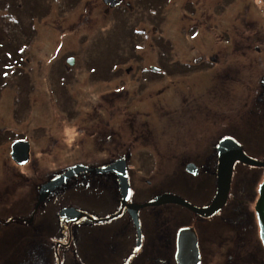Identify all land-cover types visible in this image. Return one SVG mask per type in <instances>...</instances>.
Wrapping results in <instances>:
<instances>
[{
  "label": "rangeland",
  "instance_id": "1",
  "mask_svg": "<svg viewBox=\"0 0 264 264\" xmlns=\"http://www.w3.org/2000/svg\"><path fill=\"white\" fill-rule=\"evenodd\" d=\"M104 6L101 0H0V79L8 80L4 83L10 84L12 89L13 84L18 87V81H13L12 71H8L15 66L14 47L25 50L22 58L25 71L33 62H42L41 76L29 72L25 94L28 98L22 97L24 93L21 96L24 111L18 121L23 126L42 127L45 132L46 127L52 128L49 143L51 152L57 154L66 144L58 138L55 130L62 121L59 117L62 111L63 115L67 110L81 112L77 119L63 120V125L60 124L65 127L67 122L68 143L71 144V140L77 138L76 126L91 121L89 118L93 111L114 112L110 118L107 117L109 114H105V118L100 115L102 122L117 124L131 121L130 115L138 124L147 121L146 113L142 112L155 109L156 115H160L158 108L162 104L169 111L162 119L166 136L186 140L192 138L189 134L190 118L187 115L177 118L173 114L174 107L184 100V97L174 98V94H184L189 96L187 100L192 97L206 100L205 105L211 108V111L201 113L198 119L195 117L194 126L198 133H212L217 137L221 130L223 136L234 137L247 156L264 162V110L254 109L258 104L249 96V90L242 93L235 87V82H227L226 79L216 84L221 78L215 74L200 77L195 90L188 87L192 73L206 64L204 61L201 66L193 67L192 63L211 56L240 57L232 49L228 50L229 41L246 43L247 36L249 43L259 38L264 41V0H121V6ZM244 21L249 22L248 28L242 27ZM242 32L245 33L242 35ZM38 47H42L45 55H37ZM256 56L255 52L248 51L244 57ZM150 67L156 70L151 71ZM217 67L219 72L220 67ZM127 70H131V74ZM128 81H134L133 87H127ZM59 85L63 96L58 93ZM205 88L211 93L204 92ZM4 90L9 92L11 88ZM10 101L9 106L17 102L15 99ZM185 104L191 106L188 101ZM2 118L4 122L14 121L11 110L4 111ZM148 124L154 127L150 122ZM100 160L101 156L90 146V139H85L78 143L77 150L58 160L53 159L50 170L55 172L74 163L92 167L103 164ZM148 160L142 152L133 171L148 175L150 171L143 172L138 166ZM263 173L264 168L260 167L234 166L228 203L242 202L243 205H239L253 214L256 199L253 195ZM79 174L73 177V190L68 192L69 204L91 218L104 216V209L115 190L109 182L111 178L89 172ZM196 180L200 178L179 171L166 175L165 179L146 177L144 184L148 188L133 200L149 202L159 193H172L198 206L207 200L204 194L194 193ZM76 182L81 188H77ZM28 201L30 198H21L22 203ZM168 209L178 216L164 218L163 212H170ZM140 212H155L156 223L157 220L161 223L163 217L173 227L184 226L192 216L177 204L145 206ZM47 222L41 224V235L37 233L27 238L31 240L25 241L26 238L21 237L16 242L5 241L0 264H58L59 259L60 264H101L97 241L107 228L105 223L95 224L82 218L77 225L68 228L65 221L58 220L65 234L62 240H66L68 228L69 247L67 250L60 248L59 255H53V250H48L54 242L46 238L50 237ZM244 224L249 226L247 221ZM250 230L255 234V223ZM6 231L7 226L0 224V235ZM106 239L109 244V237ZM108 261L104 264H109Z\"/></svg>",
  "mask_w": 264,
  "mask_h": 264
},
{
  "label": "flooded vegetation",
  "instance_id": "2",
  "mask_svg": "<svg viewBox=\"0 0 264 264\" xmlns=\"http://www.w3.org/2000/svg\"><path fill=\"white\" fill-rule=\"evenodd\" d=\"M189 10L191 13L194 12L192 9ZM248 23L244 21L242 27L248 28ZM243 33L245 32L241 34L243 35ZM248 39L249 37L247 36L245 38L246 43L242 41H229L227 44L228 50L232 49L240 57L222 58L221 56H211L192 63L193 67L201 66L204 61L206 64L204 65L205 67L192 73V80L188 81V87L195 90V87H197L196 82L200 81V77H212L215 74L216 77L221 78V80L216 81V84L223 83L224 79L227 82H235V87L238 91L241 90L243 93L247 89L250 91L249 96L255 98L258 104L254 108L255 110H264V105L262 104L264 103V90H260V88L264 87V41H260L262 38H252L253 40L249 43ZM255 41L258 43H255ZM228 50L226 54H228ZM12 51L15 63L12 78L13 81H18V87L13 84L12 89L10 84L4 83L6 80L0 79V94H3L0 95V224L7 226L6 233L0 235V254L5 241L12 240L16 242L21 240V237H25V241H27L31 240L27 238L35 236L37 233L41 235V224L48 220L49 222H47L46 226L50 237L46 238L54 242V245H49L48 250H53V254L55 255H59L60 248L67 250L69 244L62 240L65 234L58 220L65 221V224L69 228V226L77 225L82 218H89L84 214V216L77 220L70 221L61 215V210L66 207L78 210L69 204L68 192L73 190V177H78L80 174L74 175L58 186L41 203L38 201L39 193L41 187L46 182L52 180L70 167L67 165L61 170L52 172L50 170L52 160H58L63 155L67 156L70 151L78 149V143H81L82 140L90 139L91 148L101 156L100 161L103 162L101 165L108 166L116 161L124 162L130 186L129 198L123 205L122 194L117 184V174L113 173V175L109 176L111 178L109 182L112 183L115 190L111 193L110 202L104 209L105 214L100 218H90L91 220H89V222L95 224L105 223V227H107L101 232L102 239L100 238L97 241V253H99L101 264H104L107 259L109 260V264H179L177 260V234L179 229L184 227L193 229L196 236L198 264H264V247L260 239L257 214L255 212V204L258 199L257 188L255 195L252 193L253 197L256 196L253 204V214L248 213L247 209H243L239 205H243L242 202L228 203L233 187L232 178L225 203L218 211L209 216H202L188 210L192 216L187 220V224L173 227L169 221L164 219L168 216H178L171 209H168L170 212H163L164 218L162 217L160 220L161 223L159 220L156 223V213L142 214L140 211L144 207H141L137 211L140 234H138L136 224L133 222L129 205L148 202L133 200V197L137 198L139 192L148 188V185L144 184L146 177H162L165 179L166 175L179 171L182 174L186 173L194 178H200L194 184V193L196 194L198 191L200 194H204L207 201L203 204L199 203L197 207H207L211 204L217 191L218 144L228 135L223 136L221 134L223 131L221 130L218 131L217 137H213L212 133H198V130L194 126L195 117L198 119L201 113L208 112L211 109L208 105H205L206 100H199L196 97L187 100L186 98L189 96L174 94V98L184 97V100L180 103L181 105L174 107L175 111L173 114L177 118L180 116L185 117V115L190 118L189 134L192 138L186 140L180 137L170 138L166 136L162 119L167 115L166 112L169 111L160 104L158 108L160 115H156L155 112L157 111L155 109L151 112H142L146 113L147 121L138 124L134 122V118L130 117V115L128 118L131 121L117 124L102 122L101 119L105 118V114H109L107 117L110 118L113 117L114 112L93 111V113H90L89 119L91 121L78 123L74 131L77 138L72 139L71 144H69L68 126L67 122H65V127L62 126L63 120L77 119V116L81 112L78 110H67L65 111L66 115H63L62 111L59 115L60 119H62L59 125L63 123L60 126L57 124L55 130L58 132L56 133L58 138L61 141H65L66 144H64L59 153L53 154L51 152L52 146L49 143L52 128L50 130L46 127L45 132L42 127L23 126L18 121L24 111L21 105L22 97H24L22 93L27 94V90L22 91L21 87L23 86V82H27V86L29 84L28 80L25 82L22 79L24 77L29 79V72L39 73L41 76L42 62H33L27 68L28 71H25L22 65L25 50L23 48L19 50L14 47ZM248 51L255 52L258 56L255 58L244 57ZM42 53H44V50L42 47H38L37 55L39 57L45 55ZM19 54L21 56H18ZM44 59L45 56L43 57ZM217 65L220 67L219 72ZM150 70L155 71L156 69L150 67ZM213 71L214 73L212 74ZM126 72L131 74L132 71L127 70ZM127 83L129 84L127 87H133L134 81H128ZM210 83H212V80ZM59 87L61 86H58V93L63 96V89ZM5 88H11V91L7 92L4 90ZM207 90L204 92L211 93L210 90ZM214 92L216 93L215 90ZM26 98H28V95ZM10 99H15L17 102L9 106ZM186 101L190 102L191 106L186 105ZM98 109L102 110L104 108ZM9 110H11V118L14 121L4 122L2 118L3 113ZM100 115L104 117L102 118ZM149 122L154 127H150ZM177 128L182 129L181 126H177ZM200 129L202 130L201 125ZM173 130L177 134L176 128H173ZM158 134L164 136L158 137ZM232 138L236 140L234 137ZM17 141L27 143H25L27 146H24L25 151H27L25 154L21 145L16 149V157L19 160L26 159L22 164L15 162L11 155L12 144ZM86 144L88 145V142ZM142 152L149 159L146 163L140 162L138 164L141 171H150L145 176L133 171V168L136 167L137 158ZM75 164L79 163H74L71 166ZM188 164H193L191 171L187 170ZM237 164L241 163L235 162L234 166ZM76 186L77 188H81L78 182H76ZM21 198H30V201L22 203ZM56 199L58 200L56 201ZM153 199L154 197L149 201ZM60 204L64 205L59 206ZM163 205L166 204L160 206ZM240 215H242V218H239ZM245 221L249 223V226L244 224ZM253 223H255L256 227L255 234L250 230V226L252 227ZM153 226H156V228ZM68 228L67 237L69 238ZM133 233L135 234L134 236ZM107 236L109 237V244L106 239ZM230 244L232 245L231 248H229ZM60 261L59 259L58 263Z\"/></svg>",
  "mask_w": 264,
  "mask_h": 264
},
{
  "label": "water",
  "instance_id": "3",
  "mask_svg": "<svg viewBox=\"0 0 264 264\" xmlns=\"http://www.w3.org/2000/svg\"><path fill=\"white\" fill-rule=\"evenodd\" d=\"M104 4L109 7H114L120 3V0H102ZM20 142L13 144L12 156L15 160V147ZM219 164L217 170V192L211 204L207 207L197 208L180 197L161 194L154 198L152 202L146 204H132L129 205L134 224H136L138 234H140V226L137 218V211L143 206L161 205L166 203H174L181 205L199 215L209 216L218 211L226 201L228 190L230 188V180L232 176V168L235 162H241L245 165L264 167V162L256 161L242 151L241 146L231 137H225L219 142L218 145ZM193 164L187 165V170L191 171ZM107 170L114 171L117 174L120 192L122 194V204L124 205L129 198L130 189L126 176L124 162L113 163L109 167L93 168L85 165H75L64 171L59 176L46 182L40 189L39 202H42L48 195L57 189L58 186L66 182L72 176L79 172L90 171L93 173L108 172ZM259 198L255 205V212L257 214V221L259 226V235L264 246V178L259 187ZM61 215L68 220L73 221L83 216V213L76 211L74 208L66 207L61 210ZM177 260L179 264H198V250L197 240L193 229L184 227L179 229L177 234Z\"/></svg>",
  "mask_w": 264,
  "mask_h": 264
},
{
  "label": "bare ground",
  "instance_id": "4",
  "mask_svg": "<svg viewBox=\"0 0 264 264\" xmlns=\"http://www.w3.org/2000/svg\"><path fill=\"white\" fill-rule=\"evenodd\" d=\"M115 164H117V161L116 162H114ZM110 165H112V164H110ZM110 165H108V166H103V165H99L98 167L97 166H92L93 168H101V167H109ZM108 172H103V173H95V174H100V175H105V176H111V175H113V173H115L114 171H111V170H107ZM79 173H82V172H79ZM79 173H77V174H79ZM77 174H75V175H77ZM73 177V176H72ZM118 181V180H117ZM118 185H119V183H117Z\"/></svg>",
  "mask_w": 264,
  "mask_h": 264
},
{
  "label": "trees",
  "instance_id": "5",
  "mask_svg": "<svg viewBox=\"0 0 264 264\" xmlns=\"http://www.w3.org/2000/svg\"><path fill=\"white\" fill-rule=\"evenodd\" d=\"M9 69H10V68H9ZM9 69H8V70H9ZM9 71H12V73H13V68H11ZM22 80H25V82H26V80H28V79H27V77H24V79H22ZM27 88H28V87H27V82H26V83L23 82V86L21 87L22 91L27 90ZM23 96L26 97V96H25V93H24Z\"/></svg>",
  "mask_w": 264,
  "mask_h": 264
}]
</instances>
